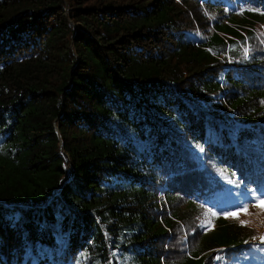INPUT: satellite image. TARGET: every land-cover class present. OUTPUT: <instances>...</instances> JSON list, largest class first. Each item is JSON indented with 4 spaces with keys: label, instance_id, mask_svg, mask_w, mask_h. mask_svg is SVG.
Segmentation results:
<instances>
[{
    "label": "trees",
    "instance_id": "trees-1",
    "mask_svg": "<svg viewBox=\"0 0 264 264\" xmlns=\"http://www.w3.org/2000/svg\"><path fill=\"white\" fill-rule=\"evenodd\" d=\"M183 1L0 0V264H231L255 236L221 214L264 197V0H193L198 39Z\"/></svg>",
    "mask_w": 264,
    "mask_h": 264
},
{
    "label": "rangeland",
    "instance_id": "rangeland-1",
    "mask_svg": "<svg viewBox=\"0 0 264 264\" xmlns=\"http://www.w3.org/2000/svg\"><path fill=\"white\" fill-rule=\"evenodd\" d=\"M181 6L182 9L186 12L187 18H192L193 22L192 24L188 25V28L190 32L194 33L196 39H198L199 37L208 36L212 31L211 23H208L207 25H202L201 17L196 18L194 15L195 12L198 15L200 14L199 8H202V5L199 3L198 4L194 3L193 0H185L182 2ZM199 23L204 27L203 30L199 29ZM254 30H255L254 31L255 38L253 39L249 48L244 47L243 50L248 53H250L251 50L252 51L257 50L261 53H264V24L263 23L256 24ZM220 36L225 37V35L223 34H220ZM227 64H228L227 62H223L222 66L226 67ZM164 184L165 183L163 182L162 186ZM163 190L164 187H161L157 192L160 200H163V194H162ZM235 196L236 199L240 202L238 207L223 212L221 216L228 218L230 220L232 219L236 223L242 226L251 227L253 230L251 231V233L255 234V236L252 239L248 240V242L243 243L241 250H237L236 252L232 251V255L229 258L231 259L230 262L231 264H264V240L261 239V237H264V207L258 206L259 202L264 200V197H258L255 195L254 192L252 193L242 192V194L236 193ZM250 196L252 197V199H250ZM245 207L247 208V212L239 211L240 209ZM237 211H239L238 216L225 215V213H231ZM209 217H210V213L204 212L203 214H201L200 218L197 217L194 222H197L200 230L206 231L211 227V221ZM182 232L186 236V233L184 232L183 229ZM185 236L183 237L184 242H186L187 239V236L186 237ZM250 243H252L251 246L247 248V245H249ZM234 249L235 248H233V250ZM225 250H226L225 247H217L213 249L214 253H213L212 264H215L216 262H218V264H223L222 262L224 259ZM240 252H247V253H244L241 256H239L241 257V259L237 260L236 255ZM248 252H252L253 254H250L246 257L245 255L248 254ZM217 257H219V259H217Z\"/></svg>",
    "mask_w": 264,
    "mask_h": 264
},
{
    "label": "snow or ice",
    "instance_id": "snow-or-ice-1",
    "mask_svg": "<svg viewBox=\"0 0 264 264\" xmlns=\"http://www.w3.org/2000/svg\"><path fill=\"white\" fill-rule=\"evenodd\" d=\"M201 151H203V150L201 149ZM258 206L264 207V200L260 201ZM239 211L247 212V208L246 207L242 208ZM239 211L231 212V213H225V215L238 216L239 215ZM215 214L216 213H213V215H215ZM261 239L264 240V237H261ZM217 259H219V257H217Z\"/></svg>",
    "mask_w": 264,
    "mask_h": 264
}]
</instances>
